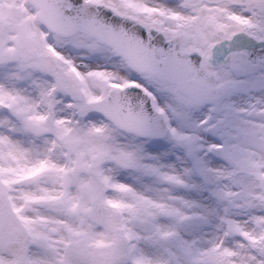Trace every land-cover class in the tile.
<instances>
[{
  "label": "snow or ice",
  "instance_id": "snow-or-ice-1",
  "mask_svg": "<svg viewBox=\"0 0 264 264\" xmlns=\"http://www.w3.org/2000/svg\"><path fill=\"white\" fill-rule=\"evenodd\" d=\"M0 264H264V0H0Z\"/></svg>",
  "mask_w": 264,
  "mask_h": 264
}]
</instances>
